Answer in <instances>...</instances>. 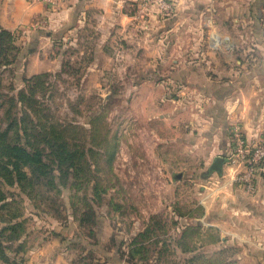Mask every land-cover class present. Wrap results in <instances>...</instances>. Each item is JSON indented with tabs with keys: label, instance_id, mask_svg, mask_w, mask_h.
Segmentation results:
<instances>
[{
	"label": "rangeland",
	"instance_id": "374dc122",
	"mask_svg": "<svg viewBox=\"0 0 264 264\" xmlns=\"http://www.w3.org/2000/svg\"><path fill=\"white\" fill-rule=\"evenodd\" d=\"M41 1L47 9L35 15L26 27L10 30L12 39L6 38L4 48H0V111L9 105L5 95L23 88L26 78L43 74L42 85L35 93L42 108L41 122L69 123L71 127L65 132L68 145L64 151L62 141L57 139L55 153L42 157L52 172L45 175L46 180L41 177L35 184L31 192L36 193L35 197L28 194L30 186L25 191L4 186L6 192L14 195L8 194L13 201L5 209L8 214L0 217V264H39L57 259L54 256L69 264H102L106 256L114 257V261L129 259L126 247L113 255L109 253L112 239L109 240L108 231H125L132 222L144 225L152 233L153 229L155 233L171 230L177 221L168 213L181 210L178 204L166 205L161 211L164 218L146 220L147 199L163 191L164 184L160 172L150 169L145 154L153 144L150 125L144 117L138 119L133 106L138 97L141 100L150 91L137 92L136 85L165 82L170 87L165 92L169 98L183 95L179 88L181 79L174 71L186 63L192 67H212L216 33H209V27L203 23L202 29H185V25L180 27L178 23L168 32L177 18L180 0H130L124 3L132 18L131 28L116 32L123 38L94 39V32L83 31L88 39H50L45 32L52 31L56 38L65 37L66 28L57 27L52 20L57 0ZM215 1L210 3L214 5ZM150 5L155 7L154 24L150 20L154 14ZM235 25V52L246 55L244 63L251 66L254 54L262 50L254 40L262 39V30L254 31V24L250 23L244 27ZM207 39H211L209 43ZM98 48H102L101 54ZM235 66L239 67L237 60ZM258 79L262 83V76ZM153 94L157 96L158 92L154 90ZM22 109L18 105L12 112L20 115ZM235 125L248 140L264 136L263 131L248 138L237 122L231 123L230 135ZM232 146L231 135L230 150ZM68 161L75 165L68 166ZM173 171L169 176L176 186L165 195L186 198L191 204L183 209L194 213L193 201L200 190L202 173L192 174L178 167ZM51 176L53 181H47ZM260 177L264 178L255 177L251 192ZM153 181L157 187L153 188ZM121 235L115 236L114 241L124 242ZM153 252V244H143L136 255L146 259ZM162 254L165 257L161 264H178V253L172 249ZM243 264H262V251L251 252Z\"/></svg>",
	"mask_w": 264,
	"mask_h": 264
},
{
	"label": "crops",
	"instance_id": "0c3cea01",
	"mask_svg": "<svg viewBox=\"0 0 264 264\" xmlns=\"http://www.w3.org/2000/svg\"><path fill=\"white\" fill-rule=\"evenodd\" d=\"M129 1L57 0L52 20L57 27L66 28L65 37H53L52 31L45 34L50 39H86L84 32L90 31L94 32V39L123 38L116 32L131 28L132 18L124 3ZM212 2L180 0L177 18L167 29L169 32L178 23L180 27L185 25V29L191 26L202 29L203 24L209 27V33L214 32L217 37L212 42V67H192L186 63L177 68L173 74L181 79L179 88L183 94L177 98L165 95L170 90L165 82L139 83L137 92L144 89L150 92L133 102L138 119L145 118L153 136V144L145 153L148 164L153 172H160L164 184L163 191L147 199L146 220L164 218L161 211L166 205L178 204L181 210L190 206L186 198L165 195L176 186L169 173L177 167L192 174L202 173L200 190L193 201L196 211L190 213L183 209L168 213L177 222L171 230L162 232L155 233L153 229L152 233L137 222H132L125 231L112 228L107 233L109 240L112 239L108 247L112 255L124 247L128 251L143 244H153L154 252L146 259L134 254L130 261L126 258L114 261V257L106 256L102 264H161L165 257L161 253L169 249L178 253V264H243L251 252L259 251H262L264 264V178L256 179L253 192H246L234 179L236 173L244 169L243 164L228 161L223 164L221 173L208 172L215 156H230L232 122L239 123L248 138L264 131V0H216L214 5ZM43 4L41 0H0V26L11 31L26 27L35 15L44 12ZM150 10H154L150 15L154 24L155 7L150 5ZM237 23L242 27L254 24V31L262 30V39H254L262 50L254 54L256 62L251 66L244 63L246 55L235 52ZM207 40L209 43L211 39ZM97 52L101 54L102 48ZM46 65L43 64V68ZM152 186L157 187L155 181ZM120 234L124 242L114 241ZM54 257L57 259L39 264H69Z\"/></svg>",
	"mask_w": 264,
	"mask_h": 264
},
{
	"label": "trees",
	"instance_id": "16d2710c",
	"mask_svg": "<svg viewBox=\"0 0 264 264\" xmlns=\"http://www.w3.org/2000/svg\"><path fill=\"white\" fill-rule=\"evenodd\" d=\"M6 38L12 39V32L0 26V48ZM5 60L9 61L8 58ZM42 75L36 74L26 78L23 88L17 90L15 94L5 95L9 105L0 111V217L8 214L9 211L5 209L13 201L9 199L8 194L14 195L6 192L4 186L18 187L21 191H25V188L30 186L28 194L35 197L36 193H31L35 184L41 180V177L46 180L45 175L52 172L48 170V164L42 162V157L55 153L57 139L62 141L63 151L68 145L65 132L71 127L69 123L41 122L42 108L35 93L42 85L40 80ZM18 105L23 107L20 115L12 112V108ZM67 154H70L69 147ZM73 165L74 162L68 161V166ZM47 181L52 182V176ZM140 248H129L127 251L129 259L126 260L130 261Z\"/></svg>",
	"mask_w": 264,
	"mask_h": 264
},
{
	"label": "built area",
	"instance_id": "2783aa9c",
	"mask_svg": "<svg viewBox=\"0 0 264 264\" xmlns=\"http://www.w3.org/2000/svg\"><path fill=\"white\" fill-rule=\"evenodd\" d=\"M238 125L233 126V146L228 158L241 163L244 169L235 175V182L246 192H251L257 175L264 176V136L257 140L246 139Z\"/></svg>",
	"mask_w": 264,
	"mask_h": 264
},
{
	"label": "water",
	"instance_id": "95a60500",
	"mask_svg": "<svg viewBox=\"0 0 264 264\" xmlns=\"http://www.w3.org/2000/svg\"><path fill=\"white\" fill-rule=\"evenodd\" d=\"M230 158L224 157L222 155H217L214 157L213 161L208 167V172H216V173H221L222 171V166L225 162L230 161ZM181 174H177L178 177H180Z\"/></svg>",
	"mask_w": 264,
	"mask_h": 264
}]
</instances>
